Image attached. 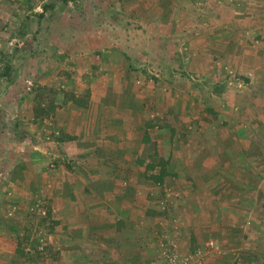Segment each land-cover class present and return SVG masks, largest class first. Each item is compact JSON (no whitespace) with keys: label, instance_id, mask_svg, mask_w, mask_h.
Wrapping results in <instances>:
<instances>
[{"label":"rangeland","instance_id":"rangeland-1","mask_svg":"<svg viewBox=\"0 0 264 264\" xmlns=\"http://www.w3.org/2000/svg\"><path fill=\"white\" fill-rule=\"evenodd\" d=\"M55 199L83 264H264V0H0V264H56Z\"/></svg>","mask_w":264,"mask_h":264},{"label":"crops","instance_id":"crops-1","mask_svg":"<svg viewBox=\"0 0 264 264\" xmlns=\"http://www.w3.org/2000/svg\"><path fill=\"white\" fill-rule=\"evenodd\" d=\"M60 111L61 112L59 113V124L63 127L66 133L73 135V142H75L76 140H78L79 142V138L81 136H85L87 132H91H89L88 130L91 129V104L88 108H79L76 107V105L71 104L68 105L66 108H60ZM52 205L57 208L59 214H63V216L59 218L62 220V224H60L59 227H61L63 230L64 224L66 223L68 225L67 231H64L65 236L61 235L59 238L61 240L59 243V248L61 249V252L60 258L56 261V264H83V261H81L78 256L79 251L77 250L79 249L80 240L85 237H87L88 240L91 238L92 249L93 238L91 236V233L85 235V230L83 231L82 235L80 234L81 229L79 228V217H77L78 201H69L64 204L62 200L55 199V203H53ZM87 205V218L89 219L91 217V202H88ZM98 221H102V219ZM96 237L99 238L100 236ZM69 241L71 242V245L68 244ZM98 241H101V239H98ZM124 248L125 247H121L119 251L117 244H115V252L112 250L111 253L114 252L115 255L117 253V255L122 256ZM141 248L138 249L140 250ZM64 255H66L67 258L62 260L61 258ZM123 263L125 262L123 261Z\"/></svg>","mask_w":264,"mask_h":264}]
</instances>
